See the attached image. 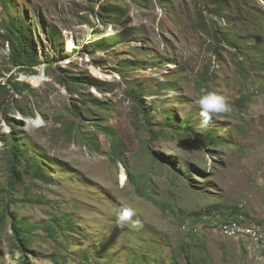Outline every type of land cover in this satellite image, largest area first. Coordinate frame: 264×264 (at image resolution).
<instances>
[{
	"label": "rangeland",
	"instance_id": "1",
	"mask_svg": "<svg viewBox=\"0 0 264 264\" xmlns=\"http://www.w3.org/2000/svg\"><path fill=\"white\" fill-rule=\"evenodd\" d=\"M19 26L30 62L14 51ZM92 60L103 83L83 79ZM207 92L232 110L200 131ZM91 135L96 149L82 140ZM214 199L264 226V0H0V264L22 258L10 215L28 224L29 264H138L134 251L157 232L194 244L176 261L161 238L157 264H260L213 230L183 235L189 213ZM123 207L139 226L116 227Z\"/></svg>",
	"mask_w": 264,
	"mask_h": 264
},
{
	"label": "clouds",
	"instance_id": "2",
	"mask_svg": "<svg viewBox=\"0 0 264 264\" xmlns=\"http://www.w3.org/2000/svg\"><path fill=\"white\" fill-rule=\"evenodd\" d=\"M85 55L86 57L89 56V54L87 55V53ZM90 63V65L96 66L95 60L90 61ZM87 64L88 63H86V65ZM88 75L91 77L90 74ZM95 79L102 80V78ZM164 90L172 91V86H167ZM196 104L199 108V115L201 117L200 124L198 126L200 131L206 130L214 117H217L221 114L230 113L232 110L231 105L228 103L226 98L216 92H207L201 95ZM170 116L173 118V120H175L173 114H170ZM185 122H188V120H186ZM175 124H177V122H175ZM183 129H185V127ZM207 138L209 137H206V139ZM120 144L122 145V143ZM201 145H203V143ZM124 149L125 147L124 145H122L120 153L118 155H115L116 158H119L118 162L121 161V159L125 155ZM172 169H174L173 166ZM179 171H182L181 166ZM172 172L174 173L175 170ZM176 177L178 180L180 178L183 179L182 175H176ZM184 177L187 178V175H185ZM120 178L122 179L120 185H124L128 179L127 175H121ZM145 182L146 186L143 189L148 188V190L150 191L152 189L150 180L145 179ZM173 183L176 184L177 182L174 180ZM208 189L213 192V190H211L210 188ZM140 197L145 198L154 206L159 205L155 198L150 195L143 194L140 195ZM223 203L224 202L220 200L214 199L212 203H208L204 206V208L191 211L188 215V218L185 219L181 224L180 230L183 235L191 238V240L199 241L197 237H199L202 230H213L227 239L236 240V242L242 247L243 251L244 249L246 250L244 252L247 256L251 258L255 257L257 261H261L260 264H264V261L262 260L260 255L264 250V226H261L257 223L248 222L246 219V213L242 212V209L238 208L237 205L233 204L231 206V204L227 205ZM136 215L137 213L134 208L123 207L119 210L115 217L116 227H125L129 224V222H133V217H135ZM208 217L215 218L211 221H208ZM133 226H139V221H134ZM161 238L166 241L165 243H162L165 246L158 245L161 241ZM148 241L149 245L134 251L138 254V264H140V262L141 264H157V254L159 252H164L160 249L161 246H164L165 249L167 248L168 251L166 252V254L172 256L176 261H178V256H176L177 254H188L187 248H194V244L191 241H186L184 243H179L172 246L169 241H167L164 236L159 235L158 232L155 233V236H153ZM154 242H156V244L152 245V243ZM123 246L127 250V256H130L128 252L131 253V249H129L125 245ZM151 249L153 250L148 251ZM175 260H173L172 264H178V262H176ZM130 262L134 263V259L131 258Z\"/></svg>",
	"mask_w": 264,
	"mask_h": 264
},
{
	"label": "trees",
	"instance_id": "3",
	"mask_svg": "<svg viewBox=\"0 0 264 264\" xmlns=\"http://www.w3.org/2000/svg\"><path fill=\"white\" fill-rule=\"evenodd\" d=\"M4 2H6V0H2ZM24 36H25V32H24V28L23 26H19V27H16V36H15V45H14V51L17 55H21L23 57L26 58V62H30L32 61V58L33 56L30 54V50L28 49V46L27 44L24 42ZM20 65H24V63H21ZM83 79H91L92 81H95V82H98V83H103L102 80H97L93 77H90L89 78H83ZM83 81L81 80L80 83H82ZM27 86V84H24ZM6 85H2V88H5ZM5 115L7 114V109H5ZM171 122L173 123L174 120L171 116H169ZM184 128V127H183ZM100 130L103 131V133L105 134H108V135H113V132H109V128H105V127H100ZM92 137L91 138H88L86 136H84L82 138L83 142L85 145H88L90 146L92 149H96L98 147V145H95L94 144V141L96 142V136L94 135H91ZM116 140V143L114 144V150H113V153L114 155H118L120 153V147H121V144L119 141H117V138H114ZM200 141H203L201 138L199 139ZM14 154L18 157V158H22L23 155H24V151H20L19 148H16L14 150ZM10 170H12V172L14 171V166H12L10 168ZM34 174H32L34 177L36 178H39L41 180H46L48 178L47 174L45 173L44 171V168L41 166H37V168L33 171ZM17 175H12L9 182L7 183V188H6V193H7V197L8 199L10 200V202H13V197H12V192L14 190V187L16 185H18V180L17 179ZM9 204H7L5 206V208L3 209L2 213H0V227L3 225V223H5V219L7 218V215L9 216L8 214V207ZM10 222H11V227H12V231L14 233V236L16 238V240L18 241V243H16L14 240H13V244L15 246V249L18 250L20 253H21V261L19 262V264H29L28 262H25L24 261V251L27 249V245H28V236H27V227H28V224L22 222V221H18L16 222V220L14 219L13 216L10 215L9 217ZM46 231L48 232L49 235H54L55 233L53 232L54 230V227H53V224L50 223V225H48L46 227Z\"/></svg>",
	"mask_w": 264,
	"mask_h": 264
},
{
	"label": "bare ground",
	"instance_id": "4",
	"mask_svg": "<svg viewBox=\"0 0 264 264\" xmlns=\"http://www.w3.org/2000/svg\"><path fill=\"white\" fill-rule=\"evenodd\" d=\"M87 60V59H86ZM91 63H89L87 66H86V69L88 70V73L91 75V77H93V78H103V73H102V71L98 68V67H96V66H94V65H90ZM34 80H37V79H34ZM33 82H35V81H33ZM32 82V83H33ZM40 82V81H39ZM35 85V84H34ZM40 121V120H39ZM37 126V125H36ZM122 178H123V176H122Z\"/></svg>",
	"mask_w": 264,
	"mask_h": 264
}]
</instances>
